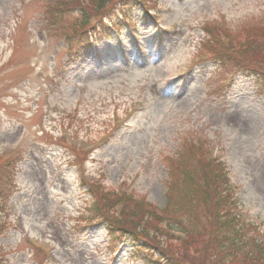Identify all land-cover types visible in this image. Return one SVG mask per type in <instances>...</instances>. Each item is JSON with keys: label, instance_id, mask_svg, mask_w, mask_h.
I'll use <instances>...</instances> for the list:
<instances>
[{"label": "rangeland", "instance_id": "rangeland-1", "mask_svg": "<svg viewBox=\"0 0 264 264\" xmlns=\"http://www.w3.org/2000/svg\"><path fill=\"white\" fill-rule=\"evenodd\" d=\"M206 23L239 39L264 26V0H109L101 11L97 0H0V187L17 172L1 193L0 264H144L114 234L120 207L103 193L160 208L168 167L192 145L226 164L232 210L264 246V89L247 74L253 63L207 58ZM91 29L98 43L84 49ZM174 175V213L196 244L162 232L153 264L251 262L252 241L230 261Z\"/></svg>", "mask_w": 264, "mask_h": 264}, {"label": "trees", "instance_id": "trees-1", "mask_svg": "<svg viewBox=\"0 0 264 264\" xmlns=\"http://www.w3.org/2000/svg\"><path fill=\"white\" fill-rule=\"evenodd\" d=\"M108 2L109 0H97V9L101 11ZM118 2L141 5L142 0H118ZM203 31L205 37L200 41L199 47L205 48L211 54L207 57L208 59L217 61L221 67L234 62L239 66L241 61L253 63L252 70L250 69L253 72L252 76L264 88V26L252 25L243 28V36L239 39L232 37V34L225 29L216 30L208 23L204 24ZM222 38L229 43H235L234 51H231V47L229 50L221 47L224 43ZM70 41L68 49L71 48ZM258 55L261 59L255 57ZM209 155L210 153L205 152L198 145H192L184 150L182 156H177V162H171L165 179L164 205L161 208L124 192L113 193L111 197L104 195L109 202L120 207L115 218L119 224L115 234L118 232L130 240L134 255L144 260L145 264H152L153 251L150 248L163 249L164 241L161 243L157 237L158 234L163 235L162 232L171 234V238L178 241L184 249L193 248L196 244L193 238H196L198 234L193 230H186L180 216L177 218L178 215L174 213V207L178 203L175 200L177 184L174 173L176 169H179L184 182L188 184L184 196L186 203L193 205L198 202L206 207L211 215L208 218L210 229L215 231L214 241L219 247H226L228 244L227 256H232L230 261L234 253L237 251L241 253V250L246 248L247 242L252 241L253 250L244 253L245 259L251 260L246 263L264 264V246L255 238L244 235L243 228L246 226L231 212L230 204L234 206V203L224 163ZM7 166L8 164L4 166V169ZM11 176L12 174L5 177L4 181L10 180ZM95 186L90 185L89 188L93 189ZM131 202L133 209L130 208ZM108 209L104 210L101 205L97 208V213H103ZM180 210L183 211L182 206ZM107 226L111 229L110 224ZM148 228L156 231V234L150 233ZM203 249L206 251V248ZM196 254L199 255V253Z\"/></svg>", "mask_w": 264, "mask_h": 264}]
</instances>
